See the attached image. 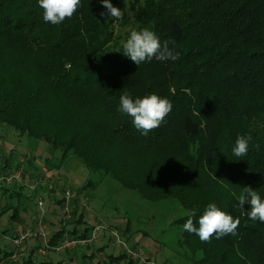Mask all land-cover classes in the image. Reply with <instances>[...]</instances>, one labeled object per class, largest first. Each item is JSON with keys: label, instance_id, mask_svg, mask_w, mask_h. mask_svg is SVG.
Returning <instances> with one entry per match:
<instances>
[{"label": "trees", "instance_id": "obj_1", "mask_svg": "<svg viewBox=\"0 0 264 264\" xmlns=\"http://www.w3.org/2000/svg\"><path fill=\"white\" fill-rule=\"evenodd\" d=\"M127 1L134 30L149 28L161 44L174 39L169 48L179 60L138 66L124 56L128 38L116 35V19L100 0H81L59 25L44 22L38 0H0V123L144 200L177 199L195 212L197 227L216 203L240 219L238 234L202 243L185 231L184 242L202 252L198 264H228L236 243L264 247V223L249 220L243 213L251 205L241 209L237 201L245 186L264 199V0ZM124 93H155L172 111L143 136L116 110ZM249 134L260 150L235 157L237 136ZM91 231L73 239L87 240Z\"/></svg>", "mask_w": 264, "mask_h": 264}, {"label": "rangeland", "instance_id": "obj_2", "mask_svg": "<svg viewBox=\"0 0 264 264\" xmlns=\"http://www.w3.org/2000/svg\"><path fill=\"white\" fill-rule=\"evenodd\" d=\"M117 8L124 16L113 28L123 40L134 30V14L130 1L119 0ZM0 175V264H198L203 257L184 242L183 219L190 212L177 199L144 200L111 178L90 174L73 157L62 161L46 142L20 136L1 123ZM18 190L20 195L13 193ZM86 228L97 229L94 241L60 248ZM15 229L32 235L19 247L13 244ZM59 232L60 240L50 244ZM242 259L264 264V247L236 243L228 264Z\"/></svg>", "mask_w": 264, "mask_h": 264}, {"label": "clouds", "instance_id": "obj_3", "mask_svg": "<svg viewBox=\"0 0 264 264\" xmlns=\"http://www.w3.org/2000/svg\"><path fill=\"white\" fill-rule=\"evenodd\" d=\"M100 2L111 18L116 20L123 18L124 12L113 6L110 0H100ZM38 3L40 8L44 10V22L52 25H59L66 18H71L81 7V0H38ZM101 15L104 13L102 12ZM169 43L175 45V40H165L161 44L156 33L145 27L139 31H131L126 42L122 44V53L138 66L143 62L151 61L153 58L161 61L179 60V53L169 48ZM172 108L173 104L169 99L155 93L136 99H133L128 93H124L119 97V105L116 110L122 115L130 117L133 127L141 135L147 136L149 132L164 123ZM252 141L253 137L250 134L237 136L232 148L233 155L237 158L247 156L250 147L259 151L260 144L251 143ZM237 201L241 209L245 203L251 205V210L243 213L247 215L249 220L264 223V199L261 198L257 190L251 189L250 186L243 187ZM194 215L195 212H191L182 227L188 233L198 236L202 243H210L213 236L219 240L227 235L236 236L238 234L240 219H234L216 203H209L206 206L203 214L199 217V227L194 224L191 218ZM34 264H38V261L34 260Z\"/></svg>", "mask_w": 264, "mask_h": 264}, {"label": "built area", "instance_id": "obj_4", "mask_svg": "<svg viewBox=\"0 0 264 264\" xmlns=\"http://www.w3.org/2000/svg\"><path fill=\"white\" fill-rule=\"evenodd\" d=\"M65 196L68 197L69 193H65ZM38 205H41V203L39 202ZM96 228L92 231V234L90 235L89 239L87 240H68V241H63L62 245H61V249H65V250H72L73 248H75L76 246H82L85 245L86 243L92 242L94 241L95 237H96ZM32 235L29 234L28 232H23L21 230H16L15 232V237L13 238V244L15 247H19L27 238H30ZM38 236H40L43 240L45 237V233L43 231H41V233H38ZM45 247H49L47 244V241H45Z\"/></svg>", "mask_w": 264, "mask_h": 264}, {"label": "crops", "instance_id": "obj_5", "mask_svg": "<svg viewBox=\"0 0 264 264\" xmlns=\"http://www.w3.org/2000/svg\"><path fill=\"white\" fill-rule=\"evenodd\" d=\"M17 229H15V232H16Z\"/></svg>", "mask_w": 264, "mask_h": 264}]
</instances>
